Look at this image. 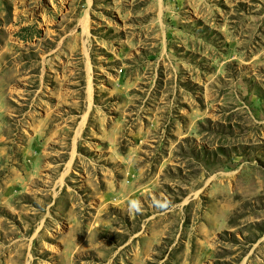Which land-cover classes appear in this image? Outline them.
Segmentation results:
<instances>
[{
  "label": "rangeland",
  "instance_id": "374dc122",
  "mask_svg": "<svg viewBox=\"0 0 264 264\" xmlns=\"http://www.w3.org/2000/svg\"><path fill=\"white\" fill-rule=\"evenodd\" d=\"M0 264H264V0H0Z\"/></svg>",
  "mask_w": 264,
  "mask_h": 264
}]
</instances>
